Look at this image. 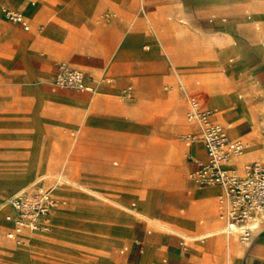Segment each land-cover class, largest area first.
<instances>
[{"label":"rangeland","instance_id":"1","mask_svg":"<svg viewBox=\"0 0 264 264\" xmlns=\"http://www.w3.org/2000/svg\"><path fill=\"white\" fill-rule=\"evenodd\" d=\"M50 1L52 0H24L20 12L31 24V26H29V29H31L30 32L24 31L21 27L15 28L7 23H3L1 20L2 10H0V21L11 29V31L14 30L24 34L22 36L23 39L15 38L12 32L11 35H2L6 42L11 40L19 44V55H21L23 62L27 65L28 61L25 55L27 43L33 39L32 36L35 31L39 32L42 26V24L33 26L37 18L33 9H36L44 2ZM186 2L188 7L193 8L194 6L195 10L198 11L193 12L191 16L194 24L189 18V10H187L182 3H179L178 0H170L169 3L165 5L164 9L173 14V17L166 15L165 21L167 23H164L161 31L156 30L155 37L144 38V40H142L140 36L130 34L120 41L116 51L128 53V46H126L125 41H134L135 52H137V54H135V59H133L132 62L143 60L150 56V58L155 59L159 65H169L173 71L171 75L173 80H182L184 84L183 87L188 91L193 88V82L188 74H186V70L190 69L189 67L201 71L203 68L210 66L219 67L222 63L226 62L223 64V68L219 70L211 68L207 71V74H210L209 77H216L235 67V71L238 73L235 71V73L228 72L226 74L228 76L227 80L241 95L226 83L224 76H220L218 80L213 81L212 92L207 100V111L208 117L211 111L217 119L225 123L224 129L229 139L238 138L240 131L245 126L252 128V121L250 120L251 112L256 107L262 108L264 106V102L257 106H249L247 100L242 96L245 95L244 91L248 86H253L255 83H264V66L256 68L251 78L244 73H240L239 69L236 68L238 64L237 58L242 57L241 51L243 50L246 60L252 61L253 64L256 62L257 64V59H254V47L257 55L264 61V0H193L194 4H192L190 0H186ZM32 4H34V6ZM142 6L144 8H142ZM157 6V4L152 2H145L143 5L139 3L137 5V12H139L141 18H143L145 28L150 35L153 34L156 26L161 25V20H163V17L162 19L160 18L161 20L158 19L159 7ZM110 17L111 13L103 12L93 23H100ZM4 19L9 21L5 16V12ZM53 27L54 24L47 22L40 30V33L35 36H37V39H39L41 43L47 44L48 42L45 41L43 36L47 35ZM172 29L175 32L172 33L171 36H168V33ZM195 31L197 34H195ZM202 34L212 35L215 38L206 37ZM158 35L162 37L163 41H166L165 45L163 42L159 43ZM142 41L146 42L143 43ZM69 42L70 41H68V43ZM160 44L163 46L164 50ZM50 45L53 48H60L58 49V51H61L60 56L65 57L63 60L54 57L49 63H45L40 59V54L31 52L30 67L38 74V78L36 74L28 68V74L25 79V67L23 64H20L18 60H14L5 66L0 62V95L4 93L3 103L0 105V164L2 161L13 159L15 155L18 156L17 154H19L20 150L24 149L27 143L23 139L20 141V139L16 137L20 136V133L26 130L27 127L24 123H28V121L25 120V118L19 120L18 117L12 113L14 111L12 107L16 104L14 102V105H11L12 98L10 94H13L14 101L19 103L17 105H21L22 107V109L17 111L22 112L23 117H32L30 121L32 126L37 127L40 123V118L35 117L37 108L39 112L42 113V111H45L48 114V121L47 123L43 122L42 127L51 134L54 144H60L62 146V151L64 152L63 158L65 160H60V162L56 164V171H47L46 167L49 165L50 159L47 155L42 153L43 148L40 146L39 137L33 134L32 143L28 147V156L25 162H8L0 166V218L3 219L4 217V203L10 195L20 188L31 185L37 179L45 177L50 181L56 179L57 183L60 184V187L57 188L55 193L60 199L59 202L61 204L60 206H62L63 213H67L72 208L70 201L64 202L63 198L60 197L68 184L72 186L68 191L75 192L79 190L77 187L85 189L83 185L78 183L79 181L84 182L85 180L96 182L104 187L113 184L124 186L127 183L137 187L134 189L133 196L129 198H119L117 196H109L93 191L94 195L101 201L110 204V209L98 217L102 219L103 215L107 214L116 219L114 222L126 221L129 219L126 218L128 217L126 216L129 213L128 211L140 205L143 193H149L151 196V208L154 219L164 225H173L174 213H179L166 210L158 203L162 202L170 208L175 207L184 211L187 208L188 200L191 199L194 187H197L194 191L195 197L189 212L184 215H179L182 217L193 216V218H195V222L197 223L196 233L191 231L189 234H197L200 231H205L203 223L206 215L204 209L201 207V198L195 193L211 188L208 186L200 187V185L193 180L191 173L194 167L191 159L185 157L184 154L187 156L188 150L182 147L183 144L180 140V136L186 132V130L193 129L191 124L185 119L187 95L183 91H180L178 93L180 100H178L177 88L168 91L163 90L164 85L172 84V82L168 81L160 83L158 94L141 95L134 85L124 86L120 88L116 94L111 95V98L105 97L102 104L99 103L95 105H92V103L101 102L100 98L102 96L94 95L91 91H81L74 87H59L52 91L50 80L54 73L57 72L58 66L61 64L68 67L77 66L72 62L65 61L66 57L76 59L77 53L75 52V48H73L74 46L69 44L61 45L57 42H52ZM143 46L148 47V50L150 47H153L154 52L144 54L142 52ZM82 48H84L83 53L86 54L85 47L83 46ZM0 53V55L5 58L12 56V49L10 46H7L0 51ZM41 54L43 59L48 61L47 55L44 52ZM197 54H203L205 57L197 58ZM213 54H215L216 57L211 58ZM102 56L105 62L109 61L108 52L102 53ZM174 58L183 64L182 67H177ZM83 59L85 60L86 58ZM121 59L125 58L123 57ZM104 70L106 71L105 67ZM207 74L203 76H194L192 80L194 82L199 81V84L203 85V83L206 82L204 78ZM106 78L108 77H103V79ZM103 79L100 78L99 81L103 83ZM144 86L145 92L152 93L156 89L157 81L155 79H149L145 81ZM98 87L100 88V93L105 95L112 92L113 88V86L109 84L98 85L97 88ZM35 88L51 96L53 99L43 102V96ZM93 91L96 93L95 87ZM205 92L206 95H208V92ZM112 99L117 104L130 106V111L115 104ZM168 100H170L169 103L167 102L168 104L161 102ZM83 101H86V103L89 102V104L87 103V105H84L82 103ZM229 101L241 104L239 113H234L232 109L224 107ZM41 102H43L42 105L40 104ZM159 102L161 103L159 104ZM252 102L255 101L252 100ZM31 107L33 111L30 110ZM27 110L30 112H27ZM28 113H30V115H28ZM257 113L259 114V130L255 132L252 128V134L247 136L250 141L246 142L249 143L250 148L254 144L264 148V142L260 135L261 132L264 131V110L262 111V109H259ZM231 129H235L233 133H231ZM236 129H238L237 132ZM248 130L249 129L246 128L242 132H247ZM177 148L179 149L178 155L174 154ZM190 151H193V149ZM246 153L247 150L245 149L243 155ZM262 154L264 155V151ZM131 156L133 159L141 158L146 161L145 169H141V171L146 174L145 179L135 171L140 167V162L134 160L131 164L134 173L130 175V179H127L126 175L120 171V168L125 165L123 159H131ZM169 160H172V165L175 167L170 166L171 163ZM167 161H169L168 165ZM113 162H117V164ZM154 162H158L160 166V169L158 168L155 173L148 170V166ZM68 164L73 172L66 173L69 178L64 175V171L67 169ZM182 165L186 166L185 177L183 175L184 169L180 168ZM37 168L40 169L37 170ZM109 169L117 170V174L114 176L108 175L107 172ZM176 170L179 171V174ZM58 179L60 181H58ZM216 189V192L219 193V188ZM115 199H118V201ZM156 213L160 214L158 218L156 217ZM49 216L51 217L50 224L47 226L48 229L43 232L46 235L43 240L52 237L62 239L66 243L76 241L87 246L105 250L109 249L112 245L118 244L114 247V252L124 256L131 255V243L129 241L122 242L123 235L128 233V230L124 227L118 228L110 224V221L103 219V221L97 222L94 226H91L88 223L77 221L75 215L67 216L58 211H53ZM70 226L85 229L91 228L94 231H92V233L85 232V234H78L68 228ZM150 227H143L140 236L145 233L146 230L152 231V227ZM5 228L8 227L0 221V250L12 253L19 263L27 264L33 247H36L35 244L38 243L35 242L38 237L36 236L37 234L28 233L27 237L21 235L18 244L5 238L4 233L7 230ZM261 228L260 224L258 229L254 232L250 242L254 240ZM225 237L227 236L222 235L219 238L224 239ZM32 239L33 241H29ZM140 240L139 238V241ZM210 242H212L211 239H209V241L198 240L194 241L193 245L198 251H207L211 247ZM124 246H127L128 249L123 254H120V249ZM141 247L142 244L138 242L135 251L136 255ZM142 248L144 252L142 255L139 254V261L137 264H166L163 262L165 258L157 252H153L151 248L146 246ZM176 248L178 254L174 256V260L176 261L168 260L173 264H179L181 260L190 256L194 258L197 256L194 253H190V244L182 248L179 247L177 243ZM84 252L88 253L89 251L85 250ZM219 254L225 256L227 262L230 264L233 258H230L225 251H220ZM0 264H14V261L10 255L0 253ZM87 264L93 263L88 261Z\"/></svg>","mask_w":264,"mask_h":264},{"label":"crops","instance_id":"2","mask_svg":"<svg viewBox=\"0 0 264 264\" xmlns=\"http://www.w3.org/2000/svg\"><path fill=\"white\" fill-rule=\"evenodd\" d=\"M170 0H52L50 2H44L43 4H40L36 9H33L35 12V15H37V18L35 19V23L33 26L42 24L41 28L39 29V32H36L32 36V40L27 43V50H26V59L28 61V65L23 62V59L21 58V55H19L20 50L18 49L19 44L15 41L8 40L7 42L4 40L3 35H12L15 36L17 39H23V35L19 32H16L14 30L11 31L7 26H5L3 23H7L11 25L12 27H21L23 26L19 23L6 21L4 19V12L2 11L1 20L0 21V51L5 49L7 46H10L12 49V56L3 57L0 55V62L2 65H8L10 62L14 60H18L20 64H23L26 71L27 77V70L28 68L36 74V77L38 78V74L31 69V52L38 53L41 55L40 59L45 62L49 63L51 59L54 57H58L60 59H64L65 56L61 57L60 53L61 51H58L60 48H53L50 43L57 42L58 44L64 45L69 44L71 46H74L75 52L77 53L76 59H72L69 57L65 58V61H69L70 63H74V68L79 69L83 72L84 75V81L86 85H88L91 89L89 90H81V91H91L94 95H101L102 97L101 102L92 103V105L99 104L103 102V99L105 97L111 98V95H114L118 92V90L124 86H131L134 85L136 89L138 90L139 94L141 95H154L158 94L159 85L163 81L172 82V84L164 85L163 90H174L177 88V98L180 100L178 93L180 91H183L188 96H195L197 97L203 107L207 109V100L212 92L213 87V81L218 80L220 76H224L226 83L234 90L236 91L230 82L227 80V73L228 72H234L236 69L235 67L227 72H223L219 74L216 77H209L210 74H207V71L212 69L219 70L220 68H223L222 63L219 67L217 66H210L203 68L201 71H197L195 68H191L189 70H186V74H188L189 78L193 82V88L191 90H185L183 87V81L179 79L182 84L176 79L173 80L172 75V68L169 65H159L155 59L147 57L143 60H136V62H132L133 59H135V45L134 41L129 42V40L125 41L127 47L128 53L123 52H117L116 48L118 47L120 41L125 38L126 36L130 34H136L141 37L142 40L144 38H150L155 37L156 30L161 31L162 27L164 26V23H167L165 21L166 15L172 16L170 12L166 11L164 9L165 5L169 3ZM179 3H182V5L189 10V18L192 21V14L193 12H198L195 10L194 6L193 8H190L187 6L186 0H178ZM192 4L193 0H190ZM155 3L159 7L158 9V19L161 20L163 17V20H161V25L156 26L154 29V32L152 35L148 34L147 29L145 28V23L143 21V18H141L139 12H137V5L141 3L142 5L144 3ZM24 4V0H0V10L9 8L10 10H14L16 12H20L21 7ZM34 6V4H32ZM142 8H144L142 6ZM103 12L111 13V17L107 18L100 23H93L94 20H97L99 15H102ZM22 14V13H21ZM25 17V16H24ZM173 17V16H172ZM161 18V19H160ZM154 19V18H153ZM170 19V18H169ZM26 20V18H25ZM150 20V19H149ZM172 20V19H171ZM28 25L31 26L28 20H26ZM54 24V27L50 29V32L47 35H44L43 38L45 39L47 44L41 43L39 39H37V36L40 33V30L45 26L46 23ZM194 24V22L192 21ZM21 25V26H19ZM26 29H24L25 31ZM29 32L31 29L28 30ZM92 31V32H90ZM3 34V35H2ZM195 34L197 32L195 31ZM199 34V33H198ZM203 36L215 38L212 35H205ZM3 37V38H2ZM68 41H70L68 43ZM159 41V40H158ZM145 43L146 41H142ZM166 41H163V44L165 45ZM160 43V42H159ZM161 45V44H160ZM85 47L86 54L83 53L82 47ZM90 47V48H89ZM163 48V46L161 45ZM91 49V50H90ZM107 49V50H105ZM142 52L144 54H150L154 52L153 47H150L148 50V47L143 46ZM164 50V48H163ZM241 51V50H238ZM42 52H44L47 55L48 61H45L42 56ZM108 52V62H105L104 57L102 56V53ZM242 57L237 58V69H239L240 73L246 74L249 78H251L254 75L256 68H261L264 66V61L261 57H259L256 53L255 47H254V59H257V64L252 63V61H247L246 56L244 53V50L241 51ZM1 54V53H0ZM125 59H121V58ZM205 56L203 54H197V58H204ZM216 57L215 54L211 55V58ZM83 58H86L85 60ZM137 58V57H136ZM138 59V58H137ZM39 60V58H38ZM180 63V66L182 67V63ZM171 64V63H170ZM172 65V64H171ZM104 67L106 68V71L104 70ZM173 67V66H172ZM109 68V69H107ZM174 68V67H173ZM48 70V69H47ZM174 70V69H173ZM47 72V71H46ZM238 73L237 71H235ZM234 72V73H235ZM50 74V70H49ZM56 72L54 73L52 79L50 80L51 90L54 91L55 87L53 85V80L55 77ZM204 74H207L204 78L203 85L199 84V81L194 82L192 79L194 76H203ZM48 75V74H47ZM108 77L106 79H103V77ZM103 79V83L99 81V79ZM149 79H155L157 81V86L154 92L147 93L145 92V81H148ZM106 80V81H105ZM109 84L112 85V92L109 94H103L100 93V88L98 85H104ZM95 87L96 93L92 90V88ZM97 88V89H96ZM215 88V87H214ZM37 89V88H35ZM38 90V89H37ZM40 92V90H38ZM208 92V95H206V92ZM222 92V91H221ZM238 93V91H236ZM245 95L244 98L247 100V103L249 106H257L264 102V83H255L253 86H248L246 90L244 91ZM220 93V92H219ZM4 94V93H3ZM3 94L0 95V105L3 103ZM40 94L43 96V102L44 101H50L53 99L51 96H48L44 94L43 92H40ZM239 94V93H238ZM241 95V94H239ZM2 96V97H1ZM32 96V95H31ZM10 97L12 98V104L15 102L16 105H14L12 108L14 111L13 114L18 117V119H23L28 121V123H24L26 125V130L23 131V133H20V136H16L20 139V141L23 139L26 141V145L24 146V149L20 150L18 156L15 155L13 159L2 161L0 166L4 163H13V162H25L27 156H28V147L32 143V135L38 136L40 139V146L42 149V153L44 155H47V157L50 159L49 165L46 167L47 171L54 172L56 171V164L60 162V160H63L64 158V152L62 151V146L60 144H54L53 140L51 138V134L43 129L42 123H47L48 121V114L45 111L39 112L38 108L35 111V114L37 118H40V123L37 127L32 126L30 121L32 120V117H23L22 112H19L17 110L22 109L21 105L18 102L14 101L13 94H10ZM33 98V96H32ZM255 102H252V100ZM172 100V99H171ZM113 101V99H112ZM170 100L168 101H161L165 104H168ZM43 102L40 104L42 105ZM114 102V101H113ZM159 102V104L161 103ZM168 102V103H167ZM252 102V103H251ZM84 105L89 104V102L86 103V101L82 102ZM115 103V102H114ZM39 104V105H40ZM117 104V103H115ZM158 104V106H159ZM120 105L124 108H126L128 111H130L131 107L127 105ZM240 103H236L234 101H229L224 107L227 109H232L233 112H240ZM167 107V106H166ZM187 108H188V101H187ZM187 108L185 113L187 112ZM259 109L264 110V106L262 108L256 107L251 112V121L252 123H255L257 121V112ZM32 110V107L30 109ZM27 112H30L27 110ZM211 112V111H210ZM30 115V113H28ZM213 118L212 121L220 123L223 127H225V123L223 121L216 118V116L212 113ZM186 119V118H185ZM187 120V119H186ZM188 121V120H187ZM193 129L186 130L181 136L180 140L183 144L182 147H185L184 149L188 150V155L185 157L187 159H191L194 169L196 168V164L194 163L195 158L197 160H206V151L204 149V146L201 141L195 140L197 144H194L192 147H188L183 140L182 136L185 134H197L199 133V127L197 124L188 121ZM130 128V127H127ZM248 128L249 130L247 132H242L244 129ZM253 128V126H252ZM252 128L245 126L239 133L238 138L242 140L244 143L246 141H250L248 135L252 134ZM255 132H258V128H253ZM235 129H231V133H233ZM238 130V129H236ZM250 132V133H249ZM227 133V132H226ZM249 133V134H248ZM264 131L261 132V137L264 142ZM238 135V134H237ZM228 136V135H227ZM201 143V144H199ZM195 145H197L199 153H196L192 150ZM164 147V146H163ZM110 148V145H109ZM165 148V147H164ZM247 153L245 155H242L234 162V165L241 171L243 165L248 162H252L259 158V156L262 155L264 148L254 144L251 148L247 147ZM190 151V152H189ZM18 152V151H17ZM166 152V150H165ZM16 153V152H15ZM174 154H179V149L177 148L174 152ZM46 157V156H45ZM122 158V157H121ZM123 159V158H122ZM65 160V159H64ZM133 160L136 162H140V167H138L135 171L140 174L143 179L146 178V174L141 171V169H145L146 161L141 158H132L125 160L123 159V162L125 165L120 168L127 177V179H130V175L134 173V169L131 167V164L133 163ZM140 160V161H139ZM67 161V160H66ZM170 161V160H169ZM169 161H167V165L169 164ZM172 161V160H171ZM170 161V166L175 167L172 165V162ZM256 162H264L262 161H256ZM114 164H117V162H113ZM160 169L159 163L154 162L151 163L150 166H148V170L155 173L157 169ZM180 168L184 169V177H185V171L186 166L182 165ZM40 168H37L39 170ZM177 169V168H176ZM179 169V168H178ZM36 170V171H37ZM70 169L69 164L67 165V169L64 171V175L68 177L66 173H73ZM177 171V170H176ZM122 173V174H123ZM179 174V171H177ZM108 175L114 176L117 174V170L109 169L107 172ZM180 176V175H179ZM176 176V177H179ZM69 178V177H68ZM71 179V178H70ZM58 181H60L58 179ZM35 183H40L47 187H54V193L53 195L60 201V199L56 195L57 188L60 187V184L57 183L56 179H53L52 181L48 180L45 177H41L34 181ZM185 182V181H184ZM183 182V183H184ZM34 183V184H35ZM79 184L83 185L85 189H82L80 187H77L78 191H68L69 188L72 186L68 184L66 186V189L64 190L62 196L63 201H70L71 203V209L67 213L62 212V206L59 203V205L55 208H53L49 213L51 214L53 211H58L63 215H75L76 220L80 221L82 223H88L91 226H94L97 222H101L103 220L110 221V224L115 225L116 227H124L128 230V233L123 235L122 242L129 241L131 243V255H119L116 252L113 251L114 247L118 244L110 246L109 249H98L94 248L92 246H87L84 244H81L80 242H70L66 243L62 239L58 238H50L45 239V233L40 232L37 233L36 231L41 228V225L39 224V228L34 231L29 230H23L26 232H23L19 235L16 234L15 238L11 239L6 236L7 232L11 231L13 229V222L8 220L9 224L5 221V216L15 215L14 209L10 206V209L5 205L6 201L16 192L21 190L22 188L18 189L16 192H14L12 195H10L5 203H4V217L3 219L0 218V221L4 224H6L5 228L7 229L4 233L5 238L10 240L11 242H15L16 239L20 240L21 235L23 237H27V234L34 233L38 236L36 238L35 242H38L36 247H33L32 253L30 254L29 262L27 264H87L88 261H91L93 264H137L139 261V254L142 255L144 250L143 246L151 248L153 252H157L159 255H161L163 258L164 263L166 264H173L170 261H176L174 260V256H177V243L179 247L185 248L187 244H190V253H194L197 255L195 258L190 256L188 258H185L179 262V264H229L227 262V259L222 254H219L220 251H225L226 254L233 258L230 262V264H264V220L262 219L261 224V230L257 233L254 240L249 246L246 248L240 244H246L241 243L236 237L235 240L240 243L236 242H228L225 241L222 238L217 237L215 239L214 243H211L210 249L207 251H198L194 248V241H202V240H208L210 239V234L215 232L216 230L222 228V224L224 226V221L219 216V208H218V195L221 193L222 189L221 187L217 185H212L219 188V193H217V189L214 187H210L211 189L204 190L198 193H195L199 198H201V207L204 209V213L206 215L205 221L203 223V227L205 228V231H200L197 234H189V232L196 233L197 229V223L195 222V218L193 216L188 217H182L179 214H187L189 212V209L191 208V205L193 204L194 200V187L192 191L191 199H189L187 208L184 211H181L177 208H170L164 203L155 202L158 203L161 207L165 208L169 211H175L179 214L174 213V220L173 225H164L160 222L156 221L154 219V214L152 212L151 208V196L149 193H143L142 194V200L140 202V205L135 209H130L128 212V217L126 221H115V218L106 215H103V220L98 217L99 215L103 214L104 212L108 211L110 209V204L107 202L101 201L97 196L94 195L93 191L100 192L109 196H117L119 198H129L130 196H133L134 189L137 187H134L132 184H126L124 186H120L118 184H113L108 187L101 186L97 184L96 182H92L89 180H85L84 182L79 181ZM181 183V184H183ZM179 184V185H181ZM178 185V186H179ZM75 186V185H74ZM204 187V186H203ZM207 187V186H206ZM143 189V188H140ZM214 197V199H213ZM118 201V199H115ZM104 205V206H101ZM196 206V205H193ZM217 208V210H216ZM194 209V207H193ZM10 213V214H8ZM216 213V215H215ZM49 214V215H50ZM220 218L222 223L217 218ZM160 216L159 213H156V217L158 218ZM74 217V218H75ZM136 219H134V218ZM50 216L48 218V224H50ZM139 218V219H138ZM79 222V223H80ZM152 227H150L147 223ZM200 223V224H201ZM148 226L152 229L146 230L145 233H143L140 236V233L143 230V227ZM70 226L68 228L72 229L73 232H77L78 234H85L86 233H92L94 231L93 229H85L81 227H74ZM254 234V233H253ZM19 235V236H18ZM3 238V237H2ZM139 238L141 239L139 241ZM190 238V239H189ZM4 239V238H3ZM5 240V239H4ZM43 240V241H41ZM7 241V240H6ZM141 243L142 247L139 248L137 255L135 254V251L137 249V244ZM120 244V243H119ZM208 246V245H207ZM124 249V250H123ZM128 247L124 246L120 249V254H123L125 251H127ZM81 250V251H80ZM89 251L88 253H85L84 251ZM123 250V251H122ZM141 250V251H140ZM1 254L4 255H10L12 260L14 261V264H21L19 261H17L14 258V255L9 252H3L0 250ZM135 254V255H134ZM191 254V255H192Z\"/></svg>","mask_w":264,"mask_h":264},{"label":"built area","instance_id":"3","mask_svg":"<svg viewBox=\"0 0 264 264\" xmlns=\"http://www.w3.org/2000/svg\"><path fill=\"white\" fill-rule=\"evenodd\" d=\"M4 12L9 21L29 29L21 13L10 9ZM53 85L74 87L78 90L91 89L86 85L82 71L63 64L58 66ZM187 101L186 119L198 125L199 133L185 134L182 140L187 145L199 140L206 151L205 161L194 160L196 168L191 176L200 186L221 187L218 208L219 216L224 221L225 233L249 240L252 228L259 225L264 217V162L245 163L241 171L228 167L231 158L243 152L245 143L239 139H229L224 127L208 118L207 109L197 97L188 96ZM59 203L52 193V188L40 183H35L29 189L11 197L9 204L15 215H7L6 219L12 221L14 226L6 236L13 239L23 230H37L38 217L48 214Z\"/></svg>","mask_w":264,"mask_h":264},{"label":"bare ground","instance_id":"4","mask_svg":"<svg viewBox=\"0 0 264 264\" xmlns=\"http://www.w3.org/2000/svg\"><path fill=\"white\" fill-rule=\"evenodd\" d=\"M3 12L5 11V9H3L2 10ZM24 17V16H23ZM25 19V18H24ZM174 19V18H173ZM19 26H21V25H19ZM24 30V29H23ZM29 30V29H28ZM28 30H25V31H28ZM175 31L172 29V30H170V32L168 33V36H171V34L172 33H174ZM158 40H159V42H163V39H162V37H160L159 35H158ZM223 46V45H222ZM166 51V50H165ZM174 60H175V62L177 63V67H180V63L178 62V60H176V58H174ZM172 61V60H171ZM173 62V61H172ZM181 84H182V82H180ZM183 85V84H182ZM94 88H92V90H93ZM55 90V89H54ZM186 90V89H185ZM258 116H259V114H257V121L255 122V123H252V125L251 126H253V128H259L258 127V125H259V119H258ZM209 119H212L213 118V115H212V112H209V117H208ZM187 121V120H186ZM188 122V121H187ZM189 123V122H188ZM224 131H225V133H226V130L224 129ZM236 132H237V130H236ZM198 134V133H197ZM196 134V135H197ZM226 135H227V133H226ZM228 137V136H227ZM194 144H197V142L195 141V142H193V143H191L188 147L190 148V147H192ZM199 144H201V143H199ZM247 147H248V143L246 142L245 143V149H247ZM245 149L243 150V152L245 151ZM193 151H195L196 153H199V150H198V147H197V145H195V147L193 148ZM242 152V153H243ZM242 153L240 154V155H238V156H235V157H233V158H231V160L229 161V163L227 164L228 165V167H232V168H235V169H237V170H239L235 165H234V162L242 155ZM195 161H204V160H197V159H195V158H193ZM257 161H262V160H264V155L262 154L261 156H259V158L258 159H256ZM35 183V182H34ZM34 183H32L31 185H29V186H27V187H24V188H22L21 190H19L18 192H16L15 194H13L11 197H13V196H15V195H17V194H19V193H21V192H23V191H25V190H27V189H29L32 185H34ZM206 186H208V187H214V188H218V187H215V186H212V185H205L204 187H206ZM200 187H203V186H200ZM52 188V192L54 193V187L52 186L51 187ZM10 197V198H11ZM9 198V199H10ZM9 199L6 201V206L10 209V206H9ZM216 210H217V208H216ZM10 211H11V209H10ZM8 214H10V213H8ZM49 214L50 213H48V214H44V215H40L39 217H38V222H39V224L41 225V228L40 229H38L36 232L37 233H40V232H44V231H46L48 228H47V226H48V218H49ZM6 216H7V214H6ZM6 216H5V221L9 224V222H8V220L6 219ZM217 218H218V220L222 223V221L220 220V218L218 217V214H217ZM263 220H264V217H263ZM260 225V224H259ZM259 225H257V226H254V228H252V231H251V237H250V239L249 240H242V239H240L237 235H235V234H226L225 233V230H224V226H223V224H222V228H220V229H218V230H216L215 232H213L212 234H210L209 236H210V239L212 240V242L211 243H214L215 242V239L217 238V237H220V236H222V235H226L227 237H225L224 238V240L225 241H228V242H236L237 243V241L235 240V238H233V237H236L241 243L243 242V243H246V244H240V245H242V246H244L245 248L247 247V246H249L250 245V243H248V242H250L251 241V239H252V236H253V233L258 229V227H259ZM23 232H26V231H21L20 233H19V235L20 234H22ZM36 232H34V233H36ZM30 233V232H29ZM18 235V236H19ZM190 239V238H189ZM29 241H33V239L32 240H29ZM36 241V240H35ZM202 241H205V240H202ZM15 242L16 243H18L19 244V240L18 239H16L15 240ZM239 244V243H238ZM141 251V250H140Z\"/></svg>","mask_w":264,"mask_h":264}]
</instances>
